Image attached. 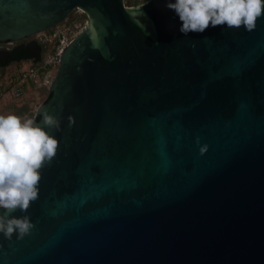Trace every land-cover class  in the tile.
I'll return each mask as SVG.
<instances>
[{
    "label": "water",
    "instance_id": "obj_1",
    "mask_svg": "<svg viewBox=\"0 0 264 264\" xmlns=\"http://www.w3.org/2000/svg\"><path fill=\"white\" fill-rule=\"evenodd\" d=\"M168 2L0 0L5 42L87 15L33 118L60 120L13 213L35 227L0 233V264H264V16L185 35Z\"/></svg>",
    "mask_w": 264,
    "mask_h": 264
},
{
    "label": "clouds",
    "instance_id": "obj_2",
    "mask_svg": "<svg viewBox=\"0 0 264 264\" xmlns=\"http://www.w3.org/2000/svg\"><path fill=\"white\" fill-rule=\"evenodd\" d=\"M167 7L179 17V30L185 35L224 25L251 32L264 16V0H169ZM53 128L60 130V120L47 112L42 124L33 118L0 114V233L8 240L14 234L23 239L35 227L29 215L13 213H26L39 198L41 169L56 156L59 146L47 130Z\"/></svg>",
    "mask_w": 264,
    "mask_h": 264
},
{
    "label": "built area",
    "instance_id": "obj_3",
    "mask_svg": "<svg viewBox=\"0 0 264 264\" xmlns=\"http://www.w3.org/2000/svg\"><path fill=\"white\" fill-rule=\"evenodd\" d=\"M71 30L63 24H55L52 27L33 34L34 38L47 49L38 63L30 60L22 61V67L18 69L17 76L11 84V95L21 97L31 88H47L56 73L62 49L72 39ZM18 64V65H19ZM2 93L0 90V101Z\"/></svg>",
    "mask_w": 264,
    "mask_h": 264
},
{
    "label": "rangeland",
    "instance_id": "obj_4",
    "mask_svg": "<svg viewBox=\"0 0 264 264\" xmlns=\"http://www.w3.org/2000/svg\"><path fill=\"white\" fill-rule=\"evenodd\" d=\"M143 0H123L126 6L135 5L136 2L141 3ZM87 20V15L78 9H74L65 19H63L59 24L68 26L71 30L70 35L72 38L83 29ZM34 35L30 36L33 37ZM5 44L1 46H8L13 42H4ZM47 49L45 48L46 53ZM43 54V55H44ZM14 65L9 66L8 68H0V86H1V101H0V114H16L21 117L34 118L37 107L40 103L45 100L48 89L47 88H31L21 97H13L11 95V84L10 86L6 83V78L9 77L10 71L12 69H18L22 67V64L17 65L13 68ZM45 89V90H44Z\"/></svg>",
    "mask_w": 264,
    "mask_h": 264
},
{
    "label": "trees",
    "instance_id": "obj_5",
    "mask_svg": "<svg viewBox=\"0 0 264 264\" xmlns=\"http://www.w3.org/2000/svg\"><path fill=\"white\" fill-rule=\"evenodd\" d=\"M145 1V0H143ZM141 1V2H143ZM134 4H137L136 2ZM133 5V4H132ZM5 41H0V44L3 45ZM0 45V68H8L11 65H14L13 68L22 61L30 60L33 63H38L45 52V47L43 44L38 42L34 37H27L20 39L8 46ZM17 69H12L10 71L9 77L6 79V83L10 86L17 76ZM1 85V84H0ZM0 90L1 86H0ZM45 90V89H44ZM51 92L48 90L45 100L50 96ZM34 118L39 119V115H35Z\"/></svg>",
    "mask_w": 264,
    "mask_h": 264
}]
</instances>
